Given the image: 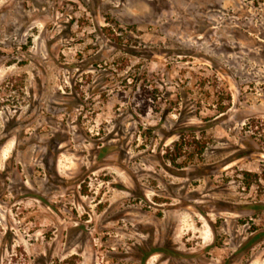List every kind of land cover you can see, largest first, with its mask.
Instances as JSON below:
<instances>
[{"label":"rangeland","instance_id":"374dc122","mask_svg":"<svg viewBox=\"0 0 264 264\" xmlns=\"http://www.w3.org/2000/svg\"><path fill=\"white\" fill-rule=\"evenodd\" d=\"M0 264H264V0H0Z\"/></svg>","mask_w":264,"mask_h":264}]
</instances>
